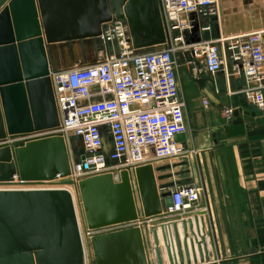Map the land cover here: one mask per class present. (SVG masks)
<instances>
[{"label": "water", "instance_id": "1", "mask_svg": "<svg viewBox=\"0 0 264 264\" xmlns=\"http://www.w3.org/2000/svg\"><path fill=\"white\" fill-rule=\"evenodd\" d=\"M65 2L0 0V184L52 181L71 172L68 142L56 131L60 116L50 44L97 37L106 22L116 19L127 21L135 49L170 43L159 0H99L104 14L93 30L53 31L49 13ZM176 139L185 140V134ZM80 152L84 158L83 147ZM155 171L151 162L136 168L138 190L127 170L120 182L110 172L60 182L75 186L77 203L66 188H0V264H86L81 225L89 233V264H151L140 226L171 216L173 204L171 184H159L166 176ZM169 221L161 229L170 264L210 263L214 253L201 235L198 215L182 220L183 240L178 222ZM125 222L135 225L92 231ZM150 230L155 263L163 264L156 223ZM130 241L133 246L128 247Z\"/></svg>", "mask_w": 264, "mask_h": 264}, {"label": "built area", "instance_id": "2", "mask_svg": "<svg viewBox=\"0 0 264 264\" xmlns=\"http://www.w3.org/2000/svg\"><path fill=\"white\" fill-rule=\"evenodd\" d=\"M159 4L170 43L138 52L132 46L127 21L110 20L97 36L105 45L102 58L51 71L60 116L56 131L65 136L69 147L70 136L81 140L84 158L80 151L77 157L71 154V173L78 180L110 172L119 181L123 170L134 174L152 158L183 161L192 177L170 188L173 204L168 211L173 217L184 214V219L194 220L198 215L201 235L212 246L217 243V227L200 173V153L176 139L188 129L185 102L179 94L176 52L185 31L219 15V0H159ZM209 28V24L201 27ZM190 51L211 75L222 71L229 58L232 74L245 79L246 98L264 108V28L199 40L190 45ZM204 102L209 103L207 99ZM233 112L231 107L222 110L228 118ZM107 137L112 140L110 150Z\"/></svg>", "mask_w": 264, "mask_h": 264}, {"label": "crops", "instance_id": "3", "mask_svg": "<svg viewBox=\"0 0 264 264\" xmlns=\"http://www.w3.org/2000/svg\"><path fill=\"white\" fill-rule=\"evenodd\" d=\"M65 1L68 2L61 4L62 7H55L49 13L50 29L53 31H91L104 14V8L98 5L99 0ZM230 1H240L239 12H230L231 7L235 5ZM229 4V8L222 7V11L220 9L218 16L202 21L201 27L209 24L211 28L204 31L199 28L192 30L190 35L185 36L187 40L184 39L177 44L179 48L176 52L178 57L176 73L180 98L185 102L184 114L188 128L183 141L188 147L200 153L198 157L202 161L200 173L207 184L217 227L216 245L212 243L211 246L208 242L209 249L214 254L211 262L207 264H264V108L257 107L246 98L243 91L246 86L245 79L241 75L232 74V61L229 58L225 61L222 71L211 75L206 71L204 63L193 58L190 51L193 42L218 37V32L222 37H228L264 28V0H229ZM103 50L105 45L102 43L95 61L103 57ZM85 62L76 61L68 66L85 65L90 61ZM205 99L209 103H205ZM225 107L233 108L234 112L230 118L222 113ZM111 148L112 140L107 137V149ZM177 161L179 160L175 158H152L151 162L157 168L165 162L174 164ZM176 170L174 168L161 172L156 170V174L163 175ZM186 173V177L175 175L158 182L165 184L172 181L174 185L184 182L182 180L189 181L190 172ZM172 185L168 189L173 187ZM137 187V184H134V188ZM138 209L141 213V204ZM184 217L185 215L181 214L177 217L155 218L140 226L151 264H156L151 224L159 220L157 228L163 264H170L160 222L175 219L183 240ZM131 225L135 223L112 225L100 228L99 232L104 233ZM87 245L86 243L85 249L88 248ZM131 246L132 241L128 247ZM195 246L198 255L197 244ZM189 249L193 260L190 243Z\"/></svg>", "mask_w": 264, "mask_h": 264}, {"label": "rangeland", "instance_id": "4", "mask_svg": "<svg viewBox=\"0 0 264 264\" xmlns=\"http://www.w3.org/2000/svg\"><path fill=\"white\" fill-rule=\"evenodd\" d=\"M231 2H232L231 4H235V5H233L231 7L230 12H234V11L239 12L240 11V9H239L240 6L238 4H240V1H236V2L231 1ZM236 5H238V6H236ZM201 23H202V21H201ZM201 23L200 24L198 23L199 25L197 27L192 25L190 29L185 31V36L190 35V33H191L190 31L195 30V29L197 30V28H199L200 30L204 31L203 29L200 28L201 27ZM213 38H215V37H212V38H209V39H213ZM185 40H187L186 37H185ZM200 40H204V39H200ZM206 40H208V39H206ZM101 47H102V42L97 37L86 38V39H84L82 41V43H79V40L75 41V42H73V44L71 46H68V44L66 42L50 44L49 45V54H50V59H51V66H52L53 69H60L61 67H65V68L69 67L68 66L69 64H73L76 61H82V62L95 61L94 59L96 57V54L100 50ZM158 47H162V45L158 46ZM135 50L140 52V51H144L146 49H139V50L135 49ZM90 62H87V63H90ZM69 141H70L69 153L70 154L73 153V156L75 155L77 157V155H78V153L80 151V148L82 147L81 140H80L79 137L72 135V136L69 137ZM170 168H174L175 170L176 169L177 170H176V172L170 171L168 173L163 174V176L164 175L166 176L165 178H170V177H173L175 175H179L181 177L183 175L184 177H186V175H187L186 172L187 171L190 172V168L187 165H185V163H183V161H177L174 164H170V163H166L165 162L163 164H160L155 169L157 171L159 170V172H161V171H166L167 169H170ZM157 171H155V172H157ZM128 173L130 174V176L132 178V182L136 185L137 184L136 178L133 176V174H131V172L128 171ZM179 176H177V177H179ZM119 177H120L119 181L116 180V178L113 177L114 181L115 182L122 181V172L120 173ZM190 177H192L191 173H190ZM84 178H86V177H83L81 179H84ZM69 179H71V180L74 179L75 182H79V180L77 178H74V176H72L71 174L69 176ZM182 181L186 182L187 180H182ZM168 184L172 185V181L168 182ZM174 185H172V186H174ZM71 186H73V185H71ZM137 190H138V188H137ZM75 193H76V190H75ZM74 196H76L75 197L76 198L75 203H77V194H75ZM137 203H138V205L141 204V199L139 197H137ZM94 232L95 233H99V230H93V233ZM81 233L85 237H86L87 234H89L88 232L87 233L84 232V230L82 228V225H81ZM84 241H85V239H84ZM87 251H88V248H87ZM86 260H87V264H89L88 254H87V259Z\"/></svg>", "mask_w": 264, "mask_h": 264}, {"label": "bare ground", "instance_id": "5", "mask_svg": "<svg viewBox=\"0 0 264 264\" xmlns=\"http://www.w3.org/2000/svg\"><path fill=\"white\" fill-rule=\"evenodd\" d=\"M219 2H220V6H221L220 7L221 11H222V7L225 8V9L230 7L229 0H219ZM230 36H233V35H230ZM62 69H64V68H62ZM68 148H69V144H68ZM154 168H155V166H154ZM70 174L72 175L71 172H70ZM70 174L67 177H62V178L59 177L58 179L52 180V181H44V182H37V183H30V184H18L17 183L18 181H16V183H2V184H0V188H23V189L40 188L41 189V188L60 187V188L69 189L72 192L74 199L76 200V198H75L76 196H74L76 194L75 190H74L75 186L73 184H62V183H60V182H62L65 179H69ZM93 175H97V174H92L90 176H93ZM133 175L136 178V170H135ZM83 177H85V176H83ZM86 177H89V176L86 175ZM69 180H71V179H69ZM72 181H74V179ZM136 181H137V179H136ZM71 185H73L74 187L71 186ZM180 235H181V233H180ZM83 239H85L84 242L86 244V237L84 235H83ZM206 240H207V238H206ZM87 244H88V242H87ZM84 250H85V253H86L85 254V261H86V264H87V260L86 259H87L88 251H87V248L85 249V246H84Z\"/></svg>", "mask_w": 264, "mask_h": 264}, {"label": "flooded vegetation", "instance_id": "6", "mask_svg": "<svg viewBox=\"0 0 264 264\" xmlns=\"http://www.w3.org/2000/svg\"><path fill=\"white\" fill-rule=\"evenodd\" d=\"M78 40H79V43H82V41H83L84 39L69 40V41H66V43L68 44V46H71V45L73 44V42L78 41Z\"/></svg>", "mask_w": 264, "mask_h": 264}]
</instances>
